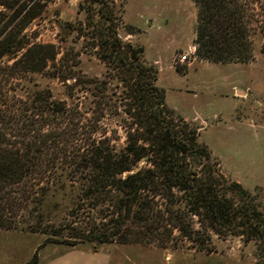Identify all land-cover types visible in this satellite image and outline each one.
Returning <instances> with one entry per match:
<instances>
[{
    "label": "trees",
    "instance_id": "1",
    "mask_svg": "<svg viewBox=\"0 0 264 264\" xmlns=\"http://www.w3.org/2000/svg\"><path fill=\"white\" fill-rule=\"evenodd\" d=\"M40 1L0 0V229H15L26 214L44 227L46 243L88 242L93 252L103 243L166 247L178 240L210 250L213 235H234L253 241L257 264H264L258 200L264 189L252 191L224 175L196 127L166 103L158 68L143 61V47L119 35L110 0H85L87 17L78 29L105 65L103 77L66 67L61 78L80 92L76 101L58 106L35 94H27L25 105L14 100L12 84L22 73L55 66V46L30 42L23 33L41 13ZM192 1L195 56L249 62L248 2ZM58 190L68 204L61 217L44 218L48 197ZM26 264H38L37 252Z\"/></svg>",
    "mask_w": 264,
    "mask_h": 264
},
{
    "label": "rangeland",
    "instance_id": "2",
    "mask_svg": "<svg viewBox=\"0 0 264 264\" xmlns=\"http://www.w3.org/2000/svg\"><path fill=\"white\" fill-rule=\"evenodd\" d=\"M246 1L252 9L253 57L247 63L227 64L195 56L196 7L192 0H110V3L115 8L119 35L142 46L143 61L158 68L157 84L165 89L168 106L196 127L199 140L211 150L224 175L253 191L255 186L264 189V0ZM39 3L41 13L28 23L23 33L30 42L55 46V66L41 73H22L21 79L14 80L15 92L11 93L20 105L27 102V94H35L34 97L63 106L80 95L67 87L70 80H62L66 67L97 78L103 77L106 67L86 46L91 40L86 42L79 36L78 29L84 26L87 17L85 0ZM58 21L70 23L76 30H61ZM67 197L61 190L53 198L48 197L43 217H61L69 201ZM258 200L264 206V193ZM24 218L15 229H0V264H25L34 247L40 254L38 264L45 263L54 246L59 245L46 243L49 235L41 232L44 227L35 226L26 214ZM60 245V249L66 247ZM79 247L92 251L93 244L86 242ZM210 247L198 250L186 240L166 247L103 243L86 264H257L259 261V247L241 236L213 235Z\"/></svg>",
    "mask_w": 264,
    "mask_h": 264
},
{
    "label": "crops",
    "instance_id": "3",
    "mask_svg": "<svg viewBox=\"0 0 264 264\" xmlns=\"http://www.w3.org/2000/svg\"><path fill=\"white\" fill-rule=\"evenodd\" d=\"M242 92L244 95L247 94L245 90H243ZM59 246L61 245L59 244L58 246H54V249L52 253L50 254L49 258L46 260L45 263H41V264H48V263L50 264H86L90 260H93V256L96 253H98V252H92L90 250L80 248L79 245L72 247V248L64 247L63 249H60ZM34 252H35V247L32 250V254ZM38 257L40 258V254H38Z\"/></svg>",
    "mask_w": 264,
    "mask_h": 264
},
{
    "label": "built area",
    "instance_id": "4",
    "mask_svg": "<svg viewBox=\"0 0 264 264\" xmlns=\"http://www.w3.org/2000/svg\"><path fill=\"white\" fill-rule=\"evenodd\" d=\"M194 51H195V47H194V49H193ZM183 59H185V57H183Z\"/></svg>",
    "mask_w": 264,
    "mask_h": 264
}]
</instances>
